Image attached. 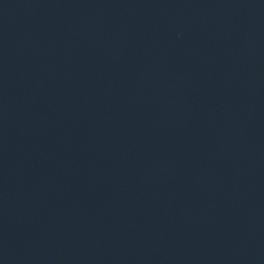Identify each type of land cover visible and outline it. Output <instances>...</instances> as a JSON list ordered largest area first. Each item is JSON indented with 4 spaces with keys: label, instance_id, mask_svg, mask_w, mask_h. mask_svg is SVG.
<instances>
[{
    "label": "water",
    "instance_id": "1",
    "mask_svg": "<svg viewBox=\"0 0 264 264\" xmlns=\"http://www.w3.org/2000/svg\"><path fill=\"white\" fill-rule=\"evenodd\" d=\"M0 264H264V0H0Z\"/></svg>",
    "mask_w": 264,
    "mask_h": 264
}]
</instances>
